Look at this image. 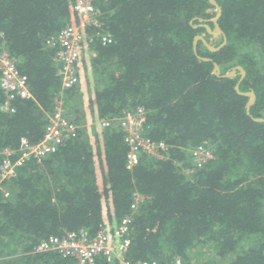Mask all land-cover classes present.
<instances>
[{
    "label": "trees",
    "instance_id": "trees-1",
    "mask_svg": "<svg viewBox=\"0 0 264 264\" xmlns=\"http://www.w3.org/2000/svg\"><path fill=\"white\" fill-rule=\"evenodd\" d=\"M215 1L226 41L210 50L197 40L196 53L212 59L203 60L192 45L197 34L213 36L202 24L215 30L210 0H95L100 25L82 32L102 30L112 42L85 43L96 55L80 56L79 82L61 91L46 40L80 23L74 0H0V51L17 58L32 95L0 111V149L18 148L21 138L37 142L60 92L78 125L56 152L26 161L0 187V264H78L34 246L71 230L95 234L124 217L132 220V261L264 264V121L253 119H264V0ZM212 61L220 73L244 69L239 89L255 94L249 114L248 96L234 89L240 71L218 77ZM89 73L95 82L80 100ZM137 105L146 110L145 134L167 151L163 159L143 154L129 169L121 131L90 123ZM203 141L213 158L197 167L189 150ZM134 193L142 196L135 207ZM96 264L118 263L99 256Z\"/></svg>",
    "mask_w": 264,
    "mask_h": 264
},
{
    "label": "built area",
    "instance_id": "built-area-1",
    "mask_svg": "<svg viewBox=\"0 0 264 264\" xmlns=\"http://www.w3.org/2000/svg\"><path fill=\"white\" fill-rule=\"evenodd\" d=\"M73 9L81 15L78 25L67 24L58 34L46 40V45L56 48L53 59L56 74L60 78L61 91L69 89L78 83L77 63L85 52L95 56L96 52L89 48L94 39L99 38L102 45L112 42V36L105 31H97L86 35L84 27H98L100 10L95 0H74ZM88 36V39L86 40ZM0 37L2 32L0 31ZM17 58L8 50L0 51V91L4 95L0 103V111L13 112V100L16 98H31L26 75L17 65ZM60 96L55 97L54 107L41 138L37 142H30L21 138L16 149L4 147L0 149V187L17 174V168L29 160L41 161L44 157L56 152L67 140L76 135L78 125L65 115ZM146 110L143 106H136L133 110H126L120 116L100 118L96 124L99 128L114 125L123 134V142L128 147L126 151V167L131 169L140 160L143 154L163 159L167 146L162 141L151 140L144 132ZM12 157L14 158L12 160ZM189 157L194 166L200 167L213 158L212 146L203 141L189 150ZM188 171V170H187ZM4 195L9 192L4 189ZM142 196L134 193L133 207ZM131 219L124 217L117 224L109 222L100 226L95 234H88L86 230H71L63 235H49L42 239L34 251H48L60 254L63 257H74L78 264H96L98 256L105 257L109 262L118 264H168L155 259L132 261L127 257L130 245ZM169 264H183L180 258H175Z\"/></svg>",
    "mask_w": 264,
    "mask_h": 264
},
{
    "label": "water",
    "instance_id": "water-1",
    "mask_svg": "<svg viewBox=\"0 0 264 264\" xmlns=\"http://www.w3.org/2000/svg\"><path fill=\"white\" fill-rule=\"evenodd\" d=\"M210 2L215 6V9H216V14L208 19V20H211L214 22L215 24V30H212L210 28V26L204 22L202 23L206 29L208 30V32L210 34H212L213 36H218V35H222L223 36V42L218 45V46H214L212 45L210 42H208L205 38H204V35L203 34H197L194 36V39H193V45H192V48H193V51L196 53V43H197V40H201L210 50H217L219 48V46L223 45L226 41V38H225V35L223 33V31L220 29L218 23H217V19L218 17L220 16V13H221V8L219 6V4L215 1V0H210ZM200 20H204L206 21V19H201ZM197 54V53H196ZM197 56L203 60H212L211 58L209 57H203V56H200L197 54ZM213 62V73L218 76V77H230L232 75H234L236 73L237 70L240 71L241 73V76L239 78V80L236 82L235 86H234V89L239 93V94H242V95H245V96H248V100L246 102V111L247 113L249 114V108L250 106L253 104L254 100H255V94L253 91H241L239 89V82L240 80L243 78V76L245 75V71L244 69L240 66V65H235L233 66L232 68H230L228 71L224 72V73H220V69H219V65L217 62ZM254 120H257V121H264L263 118H259V117H253Z\"/></svg>",
    "mask_w": 264,
    "mask_h": 264
},
{
    "label": "rangeland",
    "instance_id": "rangeland-1",
    "mask_svg": "<svg viewBox=\"0 0 264 264\" xmlns=\"http://www.w3.org/2000/svg\"><path fill=\"white\" fill-rule=\"evenodd\" d=\"M213 10L212 9H208V12H212ZM215 15V14H214ZM212 18V17H211ZM219 37V35L218 36H212L210 39H209V42L211 43V44H213V43H216V39ZM214 45V44H213ZM90 77V78H89ZM84 78L87 80V78H88V80H87V82L88 83H86V84H84ZM83 79H82V82H83V84L81 85V88H82V91H83V93L81 94V97H80V100L82 99V100H84V98H85V95L87 96V93H88V90L89 89H91V88H93V85H94V83L93 82H95V79H94V77L92 76V73L90 74H88V77L86 76V77H84ZM62 104H63V102H62ZM87 105V104H86ZM85 104L83 105V108L86 110L87 109V106H86ZM96 122H97V120H95L94 121V123L96 124ZM97 125V124H96ZM90 126L92 127V128H96L92 123H90Z\"/></svg>",
    "mask_w": 264,
    "mask_h": 264
},
{
    "label": "clouds",
    "instance_id": "clouds-1",
    "mask_svg": "<svg viewBox=\"0 0 264 264\" xmlns=\"http://www.w3.org/2000/svg\"><path fill=\"white\" fill-rule=\"evenodd\" d=\"M59 32V31H58ZM58 34V33H57ZM56 34V35H57ZM48 47H50V46H48ZM51 48H54V47H51ZM56 50V48H54V51ZM55 54V53H54ZM54 56V55H53ZM55 70H56V68H55ZM57 75V74H56ZM58 76V75H57ZM59 77V76H58ZM138 106V105H137ZM139 106H142V105H139ZM136 108V107H135ZM135 108H133V109H135ZM133 109H130V110H133ZM127 110H129V109H127ZM126 111V110H125ZM98 120V119H97ZM100 128H99V126H97L96 125V128H92V130H96V131H98ZM131 222H132V220H131ZM89 234V233H88ZM99 257V256H98ZM105 258V257H104ZM105 260H107L106 258H105ZM143 260V259H142ZM108 261V260H107ZM136 261H138V260H136ZM113 263V262H112Z\"/></svg>",
    "mask_w": 264,
    "mask_h": 264
}]
</instances>
